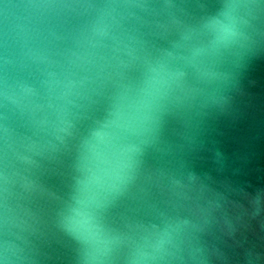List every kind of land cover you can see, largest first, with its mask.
Instances as JSON below:
<instances>
[{
    "label": "water",
    "instance_id": "water-1",
    "mask_svg": "<svg viewBox=\"0 0 264 264\" xmlns=\"http://www.w3.org/2000/svg\"><path fill=\"white\" fill-rule=\"evenodd\" d=\"M0 264H264V0H0Z\"/></svg>",
    "mask_w": 264,
    "mask_h": 264
}]
</instances>
